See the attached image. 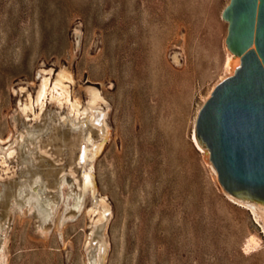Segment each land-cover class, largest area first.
I'll return each mask as SVG.
<instances>
[{
    "label": "rangeland",
    "instance_id": "obj_1",
    "mask_svg": "<svg viewBox=\"0 0 264 264\" xmlns=\"http://www.w3.org/2000/svg\"><path fill=\"white\" fill-rule=\"evenodd\" d=\"M229 2L0 0V142L32 129L40 139L34 164L18 150L10 169L0 166L7 264H89L87 208L59 228L27 211L18 194L41 174L57 201L63 174L72 180L65 169L82 175L83 134L60 122L66 110L50 102L36 121L19 112L41 73L63 66L74 95L87 99V87L97 86L108 104L110 136L95 160L98 191L112 206L106 264H264L263 219L230 196L194 139L202 106L232 74ZM253 234L261 244L249 247Z\"/></svg>",
    "mask_w": 264,
    "mask_h": 264
},
{
    "label": "bare ground",
    "instance_id": "obj_2",
    "mask_svg": "<svg viewBox=\"0 0 264 264\" xmlns=\"http://www.w3.org/2000/svg\"><path fill=\"white\" fill-rule=\"evenodd\" d=\"M241 63V56L233 51L229 52L227 64L232 67V74ZM42 79L37 90L33 94L28 92L26 97L20 100V113L36 121L42 118L43 113L50 102L58 106L66 113L61 118L63 124H70L75 132L83 134V141L80 145L79 155L76 163L82 167V175L79 177L73 165L65 169L70 173L71 181L65 172L60 180L59 200L55 201L47 196L46 183L43 176L38 174L32 181H25L18 189V194L24 198L27 211L38 212L44 223L53 221L59 228L69 219L76 217L84 208L91 218V232L87 238L89 264H106L109 242L107 238V225L111 216L112 206L106 195L99 193L95 175V160L110 136L111 128L107 119L109 109L102 90L97 86L87 87L88 97L82 99L73 94L72 81L73 73L67 67H61L57 72L50 68L47 72L41 73ZM91 126L98 127L100 138L94 136ZM39 132L36 129L28 130L14 137L12 142L6 146L0 142V166L7 170L11 168L10 159L22 152L28 144L27 152L30 159L31 151L39 146ZM38 140H35V139ZM194 139L198 146L210 152L205 143L194 133ZM7 141V140H6ZM84 149V153L81 150ZM25 150V149H24ZM20 152V153H21ZM2 174V172H0ZM88 196L92 203L87 204ZM230 196L240 204L248 207L257 220L263 219L264 224V202L250 200L241 196ZM40 229L47 234L50 227L41 225ZM8 228L0 224V264L8 263L7 241ZM249 247H256L261 244V239L253 234L248 239ZM95 248V253L93 252Z\"/></svg>",
    "mask_w": 264,
    "mask_h": 264
},
{
    "label": "water",
    "instance_id": "obj_3",
    "mask_svg": "<svg viewBox=\"0 0 264 264\" xmlns=\"http://www.w3.org/2000/svg\"><path fill=\"white\" fill-rule=\"evenodd\" d=\"M223 17L227 44L241 63L202 106L197 136L225 189L264 202V0H230ZM50 129L51 121L43 132ZM21 155L29 166L35 163L26 150Z\"/></svg>",
    "mask_w": 264,
    "mask_h": 264
}]
</instances>
